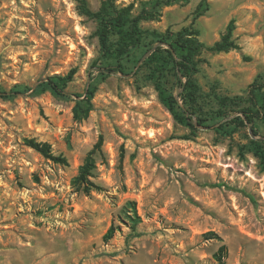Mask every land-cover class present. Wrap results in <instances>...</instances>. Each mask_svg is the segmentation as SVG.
Instances as JSON below:
<instances>
[{
	"label": "rangeland",
	"instance_id": "obj_1",
	"mask_svg": "<svg viewBox=\"0 0 264 264\" xmlns=\"http://www.w3.org/2000/svg\"><path fill=\"white\" fill-rule=\"evenodd\" d=\"M146 1L0 0V88H30L0 96V264H264V167L247 148L264 139V120L256 136L249 126L214 129L242 115L249 85L264 82V0H179L139 21L146 30H197L196 101L182 99L171 72L165 77L195 129L174 119L148 78L144 61L159 45L147 50L149 39L127 73L97 81L88 117L73 118L100 61L98 22L82 3L134 17ZM201 2L207 9L196 17ZM230 20L235 46L212 50ZM71 68L66 97L33 92ZM27 138L48 142L66 164ZM99 138L94 185L77 190L72 179Z\"/></svg>",
	"mask_w": 264,
	"mask_h": 264
},
{
	"label": "trees",
	"instance_id": "obj_2",
	"mask_svg": "<svg viewBox=\"0 0 264 264\" xmlns=\"http://www.w3.org/2000/svg\"><path fill=\"white\" fill-rule=\"evenodd\" d=\"M179 0H148L143 3L141 12L130 17L128 10L124 9L118 14H114L108 8L93 12L89 10L86 4L83 2L81 5L82 13L94 17L97 22V36L100 44V61L95 64V69L98 71L97 77L90 76L92 81L89 83L83 98L75 100L73 106V118L81 121L88 117L89 112L92 109L91 99L96 90V83L99 79H103L109 73L120 72L127 73L126 62L130 61V57L135 55V51L145 45V39H149V50L155 43H159L153 52L145 59L144 63L150 68V74L148 78L154 83L158 95L162 103L169 109L174 119L182 125H185L191 129H195V123L191 117L187 116L183 110H181L174 96L165 87L166 72L169 71L174 77V82L177 87L182 89L179 94L185 102L194 103L197 97L198 85L194 79V75L197 72V63L195 56L199 53L201 44L195 38L197 30L191 26H187L178 31H171L167 29L165 32H159L157 30H146L139 26L140 20L151 19L155 17V14L160 10L162 6L171 5ZM207 9V5L204 6V2H201L196 10L195 16L198 17L203 14ZM234 28L233 20H230L227 25L226 32L221 37V40L216 42L212 46L214 51H225L234 47V43L231 40L232 31ZM115 37L112 39V37ZM162 44L168 47L164 48ZM137 62V60H136ZM75 68H71L67 74L61 76H51L44 81L38 82L33 92L39 93L43 91H50L56 96L66 97V86L72 81ZM264 82L258 83L256 80L249 85L247 92V103L241 109L242 115L234 116L227 122L220 124L214 128L220 133H230L240 126H249L252 134L257 135V130L254 126L257 120H264ZM28 89L25 85H15L9 90L0 88V96L3 98H10L19 93H24ZM228 97H219V101L222 104L230 101ZM218 116H225V112L222 108L217 110ZM205 118H198V124L203 125ZM27 145L41 153L44 157L51 159L56 163L66 164V158L61 155H54L51 151V145L45 141H37L34 138L26 139ZM102 139L99 138L94 144L93 148L86 155L84 162L79 168L77 175L72 179V184L77 190L88 192L94 185L90 181L92 171L95 168V152H101ZM247 148L258 158L259 164L264 167V139L249 140ZM112 234L110 229L105 238H109ZM138 236L139 233L133 234ZM216 259L221 261L223 257L227 255V247L222 244L217 253L214 254Z\"/></svg>",
	"mask_w": 264,
	"mask_h": 264
}]
</instances>
